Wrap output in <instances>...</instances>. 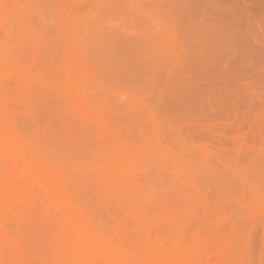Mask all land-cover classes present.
I'll return each instance as SVG.
<instances>
[{
  "label": "rangeland",
  "instance_id": "1",
  "mask_svg": "<svg viewBox=\"0 0 264 264\" xmlns=\"http://www.w3.org/2000/svg\"><path fill=\"white\" fill-rule=\"evenodd\" d=\"M0 105V264H264V0H0Z\"/></svg>",
  "mask_w": 264,
  "mask_h": 264
},
{
  "label": "bare ground",
  "instance_id": "2",
  "mask_svg": "<svg viewBox=\"0 0 264 264\" xmlns=\"http://www.w3.org/2000/svg\"><path fill=\"white\" fill-rule=\"evenodd\" d=\"M2 2V1H1ZM11 2V1H10ZM1 4H3V3H1ZM62 5V4H61ZM3 7V5L1 6V9H3L2 8ZM15 8V7H14ZM5 10V9H4ZM22 10V9H21ZM14 11V10H13ZM13 11H12V13H13ZM4 12V11H3ZM72 14V13H71ZM2 16V15H1ZM67 16H69V13H68V15ZM72 18V17H71ZM30 19V18H29ZM66 22V21H65ZM68 22V21H67ZM77 22V21H76ZM3 44H5L4 42H2ZM4 46V45H3ZM5 47V46H4ZM83 56H85V54L83 55ZM86 57V56H85ZM4 63H6V62H4ZM85 66V65H84ZM83 66V67H84ZM83 78V77H82ZM39 79V78H38ZM73 84V83H72ZM44 86V85H43ZM78 90V89H77ZM23 93V92H22ZM2 99V98H1ZM77 99V98H76ZM84 99V98H83ZM3 101V100H2ZM1 106V105H0ZM25 110V109H24ZM153 116V115H152ZM6 125V124H5ZM6 129V128H5ZM104 129V128H103ZM108 134V133H107ZM115 137V136H114ZM114 140H116V139H113V141ZM115 142V144H116V141H114ZM30 144V143H29ZM115 144H113V145H115ZM112 148H113V150L116 148V145H115V147L114 146H111ZM163 147V146H162ZM169 148V147H168ZM111 149V148H110ZM167 150H169V149H167ZM112 152H115V151H112ZM169 152V151H168ZM117 153V152H116ZM172 153H173V151H172ZM119 155H121V154H119ZM113 156H115V155H113ZM118 157V156H117ZM116 157V158H117ZM121 156H119V158H120ZM115 158V159H116ZM171 160V159H170ZM128 160L127 159H125V162H127ZM96 164V163H95ZM125 164V163H124ZM126 166V165H125ZM125 168V167H124ZM123 168V169H124ZM109 169V168H108ZM120 171V170H119ZM115 172V171H114ZM118 172V171H117ZM237 173V172H236ZM240 177V176H239ZM43 178V177H42ZM42 178H41V180H42ZM45 179V178H44ZM241 179H242V177H241ZM15 182H17V181H15ZM42 182V181H41ZM18 183V182H17ZM17 183H15V184H17ZM253 191V190H252ZM81 220V219H80ZM59 240V239H58ZM63 240V239H62ZM66 245V244H65ZM1 248V247H0ZM1 256V255H0Z\"/></svg>",
  "mask_w": 264,
  "mask_h": 264
}]
</instances>
